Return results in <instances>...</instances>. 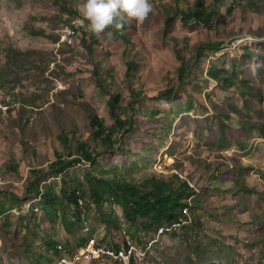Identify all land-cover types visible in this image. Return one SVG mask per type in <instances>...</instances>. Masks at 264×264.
Wrapping results in <instances>:
<instances>
[{
    "label": "rangeland",
    "instance_id": "obj_1",
    "mask_svg": "<svg viewBox=\"0 0 264 264\" xmlns=\"http://www.w3.org/2000/svg\"><path fill=\"white\" fill-rule=\"evenodd\" d=\"M198 1L150 0L143 23L97 36L82 0H0V264H51L46 244L76 249L85 227L130 243L133 264H264V0H200L203 21ZM211 66L235 72L234 86L211 80ZM114 95L131 119L124 130ZM89 112L113 148L93 137ZM80 144L94 162L81 163ZM59 157L70 167L57 175ZM127 173L187 181L194 226L145 232L114 201L75 210L62 194Z\"/></svg>",
    "mask_w": 264,
    "mask_h": 264
},
{
    "label": "trees",
    "instance_id": "obj_2",
    "mask_svg": "<svg viewBox=\"0 0 264 264\" xmlns=\"http://www.w3.org/2000/svg\"><path fill=\"white\" fill-rule=\"evenodd\" d=\"M197 9L194 12V18L199 21L204 19H211L210 15H206L203 11L202 2L199 0L196 4ZM233 9H230L232 12ZM187 11H181L179 14H182ZM173 19L168 17L166 19V28L165 33H168L171 30ZM126 39V38H125ZM175 44L176 41L173 39ZM133 64H130V68ZM129 68V69H130ZM184 72V70H182ZM208 77L218 82L219 84L224 85L225 88H230L234 86L235 79L237 77L235 72H231L228 69H218L215 66H211L208 70ZM128 77L131 79L134 78L132 72L128 74ZM110 115L115 122V129L124 130L131 122V119L124 117V108L120 104V96L114 95L110 101ZM90 125L92 128L93 137L96 140H100L99 143H104L109 147L113 148L115 142H119L118 139L113 138V132L104 127L102 121L98 118L95 113L89 112ZM116 140V141H115ZM62 142L66 143L67 139L63 135ZM79 149L81 150L82 159L81 163L84 162H94L95 157L91 151H87L85 145L80 144ZM70 167V162H62V157H59L56 162L52 163L50 168L51 170H57V175L62 174L65 170ZM60 172V173H59ZM66 184L65 181H63ZM51 190L49 192L51 193ZM38 195L42 197L45 194H40L37 191ZM62 194L67 201L68 205L75 210H80L85 205V199L91 201L97 206L101 213H104L103 207L104 204L109 201H114L118 204L123 210L124 222L130 225L140 224L144 228L145 232H153L154 234L159 232L163 227H168L174 223L183 224L184 221H187L182 227L191 228L194 226L195 219L193 221V205L190 202V199L194 196L195 192L187 181L181 180L178 175L171 174L169 176H162L156 174H142L137 178L131 173H127L126 176L122 177H102L99 175H93L92 178L88 180L87 192L74 189H62ZM49 207L54 208L52 204L51 197L44 198ZM51 202V204H49ZM188 210L186 214L185 211ZM79 217V222H81V213L77 215ZM112 215H104L103 220L106 225L112 220ZM184 218V220L182 219ZM179 230V229H178ZM177 230V231H178ZM85 234L80 237L76 249L70 248L68 243L65 245H60L54 241L49 242L47 245L48 253L52 254L53 260H49L51 264H60L59 262L62 259L73 260L76 255H79L80 252H83L84 246L88 244L91 239L96 240V246L107 248L118 252L120 250H127L129 244L124 243L123 246H117L115 244H105L102 240L96 238L95 234L92 233L90 227L84 228ZM176 231V230H175ZM175 231L168 232L164 234H174ZM162 235V234H161ZM132 245V244H131ZM198 255V253H197ZM113 257L108 255H103L100 258L93 259L88 261V263L80 264H102L107 261H112L114 263H121L116 261L117 259L112 260ZM199 258V257H197ZM197 258L195 260H197ZM192 259V258H191ZM135 260V255L133 254L130 261L125 264H133ZM124 264V263H123Z\"/></svg>",
    "mask_w": 264,
    "mask_h": 264
},
{
    "label": "clouds",
    "instance_id": "obj_3",
    "mask_svg": "<svg viewBox=\"0 0 264 264\" xmlns=\"http://www.w3.org/2000/svg\"><path fill=\"white\" fill-rule=\"evenodd\" d=\"M79 10L89 31L100 36L110 26L121 30L132 20L143 23L153 5L150 0H82Z\"/></svg>",
    "mask_w": 264,
    "mask_h": 264
},
{
    "label": "bare ground",
    "instance_id": "obj_4",
    "mask_svg": "<svg viewBox=\"0 0 264 264\" xmlns=\"http://www.w3.org/2000/svg\"><path fill=\"white\" fill-rule=\"evenodd\" d=\"M174 224L181 225L180 223H174ZM162 230L164 231L165 229L163 228ZM93 245L95 247V251L96 252L90 253V249L92 248ZM84 247L85 248H84L83 252H80L79 255H76L73 260L70 261V260H67V259L64 258L59 263L60 264H75L79 259L81 261H90L91 259L95 258V256L98 257V256H101V255H108V256L113 257L114 259H117V260H119L121 262L123 261L125 263H128L130 261V259H131L132 251L134 249L133 246H130L129 249H127V250H120L118 252H115L113 250H110V249H107V248H103L102 246L101 247L96 246V240L95 239H91L88 242V244L86 246H84Z\"/></svg>",
    "mask_w": 264,
    "mask_h": 264
},
{
    "label": "built area",
    "instance_id": "obj_5",
    "mask_svg": "<svg viewBox=\"0 0 264 264\" xmlns=\"http://www.w3.org/2000/svg\"><path fill=\"white\" fill-rule=\"evenodd\" d=\"M82 164H84V163H82ZM183 220H184V218H183ZM94 252H96L95 251V247H94V245L92 246V248L90 249V253H94ZM123 255V254H122Z\"/></svg>",
    "mask_w": 264,
    "mask_h": 264
}]
</instances>
